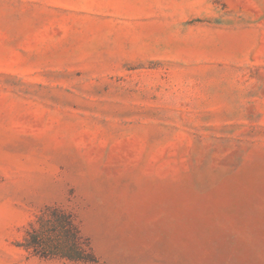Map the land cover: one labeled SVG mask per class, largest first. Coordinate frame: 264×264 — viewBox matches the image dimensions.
Instances as JSON below:
<instances>
[{
  "label": "rangeland",
  "instance_id": "374dc122",
  "mask_svg": "<svg viewBox=\"0 0 264 264\" xmlns=\"http://www.w3.org/2000/svg\"><path fill=\"white\" fill-rule=\"evenodd\" d=\"M0 264H264V0H0Z\"/></svg>",
  "mask_w": 264,
  "mask_h": 264
},
{
  "label": "trees",
  "instance_id": "16d2710c",
  "mask_svg": "<svg viewBox=\"0 0 264 264\" xmlns=\"http://www.w3.org/2000/svg\"><path fill=\"white\" fill-rule=\"evenodd\" d=\"M61 220H59L60 223H62L63 225V228H65L66 226L69 227V220L67 219V217H63L60 218ZM48 223L49 224H53V221L52 220H48ZM30 229L31 231H27V234L29 235V241L27 240V243L29 245H27V248L28 246L30 247H33L32 245H30V243L32 244H35V245H40L42 241H44L43 237L39 236L38 235V232L39 230H36L33 226V224L30 225ZM67 229V228H65ZM69 232V231H68ZM70 235H71V238H72V243L74 245V252L75 254L74 255H71L70 253H66V254H62L61 256L62 257H65L69 260H76V261H83V262H86L89 260V255H90V252L88 250V247L87 245H84L83 243H81L79 241V238L77 237V235H75V232L72 233L70 232Z\"/></svg>",
  "mask_w": 264,
  "mask_h": 264
}]
</instances>
